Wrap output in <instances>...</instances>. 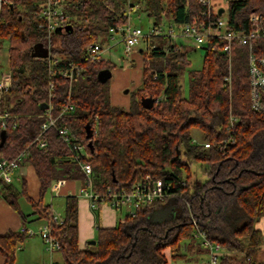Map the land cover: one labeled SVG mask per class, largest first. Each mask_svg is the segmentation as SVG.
<instances>
[{
	"label": "trees",
	"instance_id": "16d2710c",
	"mask_svg": "<svg viewBox=\"0 0 264 264\" xmlns=\"http://www.w3.org/2000/svg\"><path fill=\"white\" fill-rule=\"evenodd\" d=\"M133 2L153 24L186 21L202 10L199 0ZM227 4L231 28L248 29L252 11L263 16L264 26V0H227ZM126 5L127 0L67 1L71 29L50 38V54L60 56L53 76L47 63L35 56L37 46L44 48L48 41L46 31L38 26L40 0H13V7H2L0 47L7 44L11 85L0 95V114H6L4 127L0 120V141L4 138L0 158L10 160L22 152L19 166L28 162L34 168L40 188L38 200L33 201L23 181L20 190L0 182V197L25 223L31 216L33 222L49 225L62 264H167L165 250L172 260L184 259V249L197 247L192 218L222 247L223 264H264V259L259 260L263 237L254 229L264 216V111L251 106L246 46L233 44L228 57L223 42L209 39L202 49L201 67L190 69L188 54L195 48L165 51L157 45L141 67L142 84L131 93L127 108L112 104L110 79H99L100 71L114 67L108 60L84 63L85 71L70 85L60 75L69 63H80L86 46L97 42L109 26L121 23V6ZM253 50L264 58V37L253 41ZM184 74L186 96L181 85ZM49 82L54 84L53 113L68 97L73 105L66 122L86 146L95 192H129L149 176L170 185L180 198L146 206L114 228L97 229L95 250L79 249L77 197H65L61 224L52 220L51 206L44 203L55 181L83 182L54 128L40 135L45 147L34 141L44 120L42 105L48 100ZM143 97L153 99L151 109L142 106ZM230 117L234 118L231 127ZM90 119L96 131L87 138L85 125ZM193 128L201 135L199 141H193ZM194 162L205 176L199 183L192 179ZM20 198L29 204L30 216L23 214ZM26 238L20 232L0 236L4 264H14L15 252Z\"/></svg>",
	"mask_w": 264,
	"mask_h": 264
},
{
	"label": "built area",
	"instance_id": "2783aa9c",
	"mask_svg": "<svg viewBox=\"0 0 264 264\" xmlns=\"http://www.w3.org/2000/svg\"><path fill=\"white\" fill-rule=\"evenodd\" d=\"M12 1L0 0V11L7 4L13 7ZM67 1L69 0H40L38 26L46 31L48 41L44 47L46 56L36 58L44 60L47 63L49 76L55 74L54 66L60 61V56H52L50 54V38L57 29L64 31V28L69 25L70 15L65 10ZM224 1L199 0L202 10L189 20L175 22L173 19H168L161 21L159 24L151 23L145 30L141 26L132 24L131 15L137 9L131 3H127L125 9L120 10L121 23L109 26L97 42L86 46L80 63H69L60 71V75L67 78L70 85L85 71L84 63L107 60L104 57L105 52L110 50L111 46L115 44H118L122 48L124 57L132 59L135 54H138L140 49H137L136 46L140 43L144 44L141 50L142 53H148L150 48L156 47L155 41H164L165 44L161 47L165 51H176L181 49L182 46L202 49L203 46L207 47L209 39H217L223 42L222 51L228 57L230 56L233 44L244 45L248 48L247 60L251 85V106L256 110L264 111V58L258 57L253 50V41L264 37L263 16L258 12L252 11L248 15L249 28L246 30H235L228 24V18L225 16L226 5L223 4ZM104 38L111 41V46L103 45L102 41ZM225 80L230 84V76L225 77ZM10 85L11 74L8 67L0 75V95L7 91ZM53 88L54 84L49 82L48 100L43 104L45 105L42 114L44 120L40 125V132L34 141L38 143L39 147L43 148L46 146V142L40 139V135L48 128H54L57 131L83 176V185L78 191V196L86 198L90 202L91 208L95 209L99 205L107 204L116 211L125 210L126 216L133 218L139 210L146 206L162 203L170 198H180V195L171 191L170 185L149 176H146L142 182L129 192H113L111 190L102 193L95 192L93 190L92 167L86 161L88 158L86 146L73 136L71 128L66 122L67 116L74 111L73 105L69 102L68 97L67 102L59 106L56 113H53L51 103V99L54 97ZM5 116V113L0 114L2 127H4L2 120ZM94 120L91 124L92 134L96 131ZM230 121L231 127L234 118L230 117ZM193 141L196 142L197 140L194 139ZM205 146H208V144L205 143ZM22 156L23 153L21 152L10 160L0 158V182L5 184L11 183V176L19 168ZM59 183L60 181L56 184ZM52 220L59 224L62 223V219L54 215ZM191 222L193 229L192 239L205 253V258L201 260L200 264H223L222 258L225 252L222 247L208 238L205 232L198 227L195 219L192 218ZM20 233L25 234L27 237L39 236L44 241L46 251L49 254L59 249V244L52 237L48 224L41 226L37 232L23 227ZM46 264L54 263L49 261Z\"/></svg>",
	"mask_w": 264,
	"mask_h": 264
},
{
	"label": "crops",
	"instance_id": "0c3cea01",
	"mask_svg": "<svg viewBox=\"0 0 264 264\" xmlns=\"http://www.w3.org/2000/svg\"><path fill=\"white\" fill-rule=\"evenodd\" d=\"M127 3L132 4L134 2L133 0H127ZM132 5H134V7H136L137 10L136 12L132 13L131 16L141 19V16L144 14H142L139 10L140 5L138 4H132ZM102 42L104 46H108V45L111 46V41L107 40L106 38H104ZM118 47H120L118 44L111 46V49L107 50L105 52V55L112 54L113 52L116 51ZM8 63H9V57H7V65ZM129 75L130 73L127 68L124 71L117 70V78L110 84L112 88V90L110 89V101L112 102V104L120 105L123 106L124 108L128 107L129 97H125V93H123L122 95L121 92L124 83L129 81V77H128ZM135 78L136 81L137 78L138 80H140V72L135 75ZM11 177L12 178L10 184L14 186V184L16 183L15 181H18L21 186V182L23 181L27 196L33 201L38 200L39 188H40L39 180L36 176L34 168L30 164H28V162H24V164H21L19 168L13 172ZM58 181H60V183L56 184ZM82 185L83 184L80 181H65V180L55 181L54 183H52L50 187L49 191L51 193V198H50V202L47 204L51 206L52 214L62 219L65 197L76 196L77 211H78V247L81 250L87 247L89 250L94 251L96 244L90 245L89 242L95 241L97 229L114 228L124 220L127 214L125 210L116 211L107 204L99 205L95 209L91 208L90 202L86 198L78 196V191L82 187ZM31 213L32 210L30 208V213L28 214L23 213V214L26 216H30ZM33 220L34 217L30 216L27 218V222L25 223L22 217L14 209H12L10 205H8L6 201H4V199L0 197V236H4L8 232H20V230L23 227L25 228H27L28 226L41 227L45 225V223L33 222ZM30 221L32 222L28 223ZM254 229L260 231L262 237H264V216H262L260 220L254 224ZM56 253L58 252L54 251L49 254L46 251V246L43 240L41 239L36 240L35 238L27 237L15 252L14 264H18V261L21 256L24 258V264H46L49 261L53 262L54 264H58L56 262V259H54ZM46 254L49 255L48 260L46 259L47 256ZM163 254L167 259V264H181V263L187 264L189 263L190 260H192V258L193 260L195 259L197 263L198 259L201 260L205 256V253L198 247V245L197 247L196 246L188 247L184 249L183 250L184 259L172 260L170 258V254L168 250H165ZM233 256L236 257L237 259L241 257L240 255H233ZM263 259H264V251H262L261 249V252L259 254V260L263 261ZM0 264H4V258L2 257L1 254H0Z\"/></svg>",
	"mask_w": 264,
	"mask_h": 264
},
{
	"label": "rangeland",
	"instance_id": "374dc122",
	"mask_svg": "<svg viewBox=\"0 0 264 264\" xmlns=\"http://www.w3.org/2000/svg\"><path fill=\"white\" fill-rule=\"evenodd\" d=\"M223 4L226 5V9H225V16H227V11H228V4H227V0H225L223 2ZM121 8L123 9V7L121 6ZM124 10V9H123ZM131 22L132 24H136L138 26H141L144 30L151 25V19L148 18L145 14L141 16V19H138L137 17L131 16ZM106 44V43H105ZM154 44L157 46H163L165 43L164 41H155ZM144 47L143 43H140L136 46L137 49H140L138 51V55H134V57L130 60H128L127 57H124L122 54V49L121 47H118L116 49L115 52H113L112 54H107L104 55V57L106 59H108L109 61H111L113 64H115L113 70H112V77L110 79V84L111 82H113L116 78H117V70L119 71H124L126 68L129 70L130 75L129 77V81H127L126 83H124V85L122 86V92L121 94L123 95V93H125V97H130L131 93L134 92L135 90H137V88L139 86H141L142 84V80H141V67L144 63H147V61L149 60V53H142V49ZM151 50V48L149 49V51ZM203 55L204 52L202 49H195V50H191L188 54L189 60H190V69H199L202 65V59H203ZM7 57H8V53H7V44L5 43L3 46L0 47V72L5 71L6 69H8V65H7ZM148 58V59H147ZM125 68V69H122ZM140 72V80L136 81L135 75L137 73ZM1 75V73H0ZM181 85H182V93L184 96L187 95V76L186 74L183 75V77L181 78ZM110 89L112 90L111 86ZM192 137L196 140L199 141V139H201V135L198 131V129L193 128L192 129ZM191 173H192V179L195 182H202L205 180V176L203 175L202 171H201V167L199 164H192L190 167ZM16 183L14 184V186L16 187V189L20 190V184L18 181H15ZM50 198H51V193L50 191H48L44 197V203L47 204L50 202ZM19 205L21 207V210L23 211L24 214H28L30 213V207L29 204L22 198L19 199ZM40 228V226L38 227H32V226H28L27 229L33 231V232H37L38 229ZM32 238H35L36 240H39L40 237L35 235L32 236ZM261 249L262 251H264V237L262 240V244H261ZM47 255V254H46ZM48 256H46V259L48 260ZM22 257V256H21ZM19 259L18 264H24V258L22 257ZM205 258V256H204ZM202 258V259H204ZM54 259H56V262L58 264H62L61 261V257L58 253H56ZM201 259V260H202ZM200 259H198L197 263L195 261V259L190 260L189 263L187 264H200L201 262ZM184 264V263H181Z\"/></svg>",
	"mask_w": 264,
	"mask_h": 264
},
{
	"label": "water",
	"instance_id": "95a60500",
	"mask_svg": "<svg viewBox=\"0 0 264 264\" xmlns=\"http://www.w3.org/2000/svg\"><path fill=\"white\" fill-rule=\"evenodd\" d=\"M65 28H66V30H70L71 29V27L68 26V25ZM57 31H60V29H57L56 32ZM202 49L206 50V47L203 46ZM35 56L36 57H40V58L41 57H45L46 56V50L43 47H41V46H37V53L35 54ZM111 76H112V72L110 70H103V71H100V73H99V79H100L101 82H105L106 80L110 79ZM153 103H154V101L150 97H143L141 99V104L146 109H151L153 107ZM44 106L45 105H42V109H44ZM92 122H93V120L90 119L85 125L86 137L87 138L92 136V129H91ZM3 140H4V138H3V135H2V139L0 141V145L3 143ZM88 147L90 149H92V142L91 141L88 142ZM89 243H90V245H95L96 241H91Z\"/></svg>",
	"mask_w": 264,
	"mask_h": 264
}]
</instances>
